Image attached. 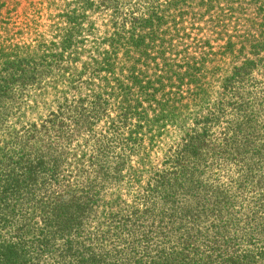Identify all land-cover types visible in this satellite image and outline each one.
I'll use <instances>...</instances> for the list:
<instances>
[{"label": "trees", "instance_id": "obj_1", "mask_svg": "<svg viewBox=\"0 0 264 264\" xmlns=\"http://www.w3.org/2000/svg\"><path fill=\"white\" fill-rule=\"evenodd\" d=\"M31 6L28 41L0 18V264H264V0Z\"/></svg>", "mask_w": 264, "mask_h": 264}, {"label": "rangeland", "instance_id": "obj_2", "mask_svg": "<svg viewBox=\"0 0 264 264\" xmlns=\"http://www.w3.org/2000/svg\"><path fill=\"white\" fill-rule=\"evenodd\" d=\"M3 1L9 2L7 8H11L13 12L10 13L9 11H6L5 9H1L2 11L0 13L1 21H6L7 19L10 18L9 24L10 23L11 24L9 27H11V35L16 34L19 40L28 41L30 39V36L25 32L24 25H21V23L23 22V18H24L22 15L24 11L31 12L32 15H34L35 12H33L31 3H37L38 0H35V1H32V0H0V2H3ZM37 23L38 24L43 23L47 25L48 20L46 19V16L42 14L41 18L38 19ZM20 27H22L23 31L18 30V32H16V30ZM42 29L43 28L41 27V25L38 26V30H42ZM0 34L5 35L6 33H4L3 30L0 29Z\"/></svg>", "mask_w": 264, "mask_h": 264}]
</instances>
